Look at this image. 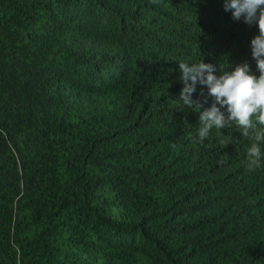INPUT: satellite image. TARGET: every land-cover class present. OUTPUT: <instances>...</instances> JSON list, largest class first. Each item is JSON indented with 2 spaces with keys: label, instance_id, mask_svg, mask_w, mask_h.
<instances>
[{
  "label": "trees",
  "instance_id": "16d2710c",
  "mask_svg": "<svg viewBox=\"0 0 264 264\" xmlns=\"http://www.w3.org/2000/svg\"><path fill=\"white\" fill-rule=\"evenodd\" d=\"M258 34L223 0H0V264H264V142H199L178 68L258 75Z\"/></svg>",
  "mask_w": 264,
  "mask_h": 264
},
{
  "label": "clouds",
  "instance_id": "9594fccd",
  "mask_svg": "<svg viewBox=\"0 0 264 264\" xmlns=\"http://www.w3.org/2000/svg\"><path fill=\"white\" fill-rule=\"evenodd\" d=\"M223 9L231 12L233 20L242 19L248 25L258 26L259 34L251 38L250 47L259 74H253L247 62L236 64L231 71L221 70L218 65L203 60L191 64L179 62L183 83L180 108L187 106L199 113V142H203L213 128L219 130L231 126H235L242 136L254 140L246 149V168L253 171L261 165L259 144L264 142V129L256 130L257 125L264 126V0H223ZM197 85L207 89L206 94L201 89V99L192 96ZM209 97L211 105L204 107ZM222 109H226V113ZM221 143L222 146L228 144L227 141ZM172 148L175 150L176 145L173 144Z\"/></svg>",
  "mask_w": 264,
  "mask_h": 264
},
{
  "label": "bare ground",
  "instance_id": "6f19581e",
  "mask_svg": "<svg viewBox=\"0 0 264 264\" xmlns=\"http://www.w3.org/2000/svg\"><path fill=\"white\" fill-rule=\"evenodd\" d=\"M136 237L137 235L130 237H121L118 236L114 231H111L107 235L106 240H110L115 244L112 245L107 243V246L110 247V250L112 252L121 253L126 251L127 249L132 248L129 247V244L132 240L136 241ZM147 245V249L144 250L141 248V254L121 264H171V261L165 262V259L160 249L156 245L150 243L149 241Z\"/></svg>",
  "mask_w": 264,
  "mask_h": 264
}]
</instances>
